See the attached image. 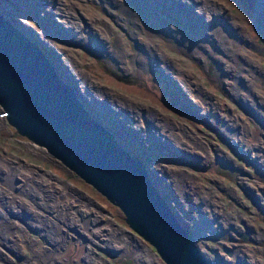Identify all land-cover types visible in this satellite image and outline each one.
Listing matches in <instances>:
<instances>
[{
  "label": "rangeland",
  "instance_id": "374dc122",
  "mask_svg": "<svg viewBox=\"0 0 264 264\" xmlns=\"http://www.w3.org/2000/svg\"><path fill=\"white\" fill-rule=\"evenodd\" d=\"M0 6L75 73L95 115L147 163L216 264H264V0ZM3 110L0 264H167L128 229L118 205Z\"/></svg>",
  "mask_w": 264,
  "mask_h": 264
},
{
  "label": "water",
  "instance_id": "95a60500",
  "mask_svg": "<svg viewBox=\"0 0 264 264\" xmlns=\"http://www.w3.org/2000/svg\"><path fill=\"white\" fill-rule=\"evenodd\" d=\"M44 46L0 6L1 114L118 205L128 229L164 262L216 264L161 193L147 163L95 115Z\"/></svg>",
  "mask_w": 264,
  "mask_h": 264
},
{
  "label": "bare ground",
  "instance_id": "6f19581e",
  "mask_svg": "<svg viewBox=\"0 0 264 264\" xmlns=\"http://www.w3.org/2000/svg\"><path fill=\"white\" fill-rule=\"evenodd\" d=\"M47 1V0H46ZM54 1V0H53ZM61 1V0H60ZM104 1H107V2H110L111 4H112V1L113 2H115V0H102V4H103V6H104ZM6 2V1H5ZM21 2V1H20ZM28 2V1H27ZM54 3V2H53ZM26 4V3H25ZM62 3H60V5H61ZM27 5V4H26ZM58 5H59V3H58ZM57 5V6H58ZM25 6V5H24ZM28 7V6H27ZM60 8V7H59ZM127 8V7H126ZM58 9V8H57ZM128 9V11L132 14V20L133 21H135V16H136V11L133 9V8H130V7H128L127 8ZM64 10H65V8H64ZM50 11V10H49ZM55 11V10H54ZM58 13V12H57ZM51 15V14H50ZM119 17V16H118ZM154 18L155 17H157V18H159V16H157L156 14L153 16ZM230 17H232L231 15H230ZM59 20V19H58ZM167 22L169 23V21L167 20ZM170 24V23H169ZM51 25V24H50ZM171 25V24H170ZM25 26V25H24ZM166 26H168V28H169V25L168 24H166ZM26 27V26H25ZM27 29H29L28 27H26ZM235 29H237V28H235ZM73 30V29H72ZM238 30V34H239V36L240 37H243V36H245L246 35V33H244V29L243 28H241V30H239V29H237ZM68 31V30H67ZM71 31V30H70ZM69 31V32H70ZM97 32V31H96ZM103 32V31H102ZM85 40H87V39H85ZM84 40V41H85ZM77 41V40H76ZM236 45V44H235ZM56 47V46H55ZM149 47H150V52H151V50H153L154 51V49L149 45ZM60 48V47H59ZM241 50V49H240ZM124 50L122 49V47H121V53L123 52ZM120 51H116V54H118ZM234 52V51H233ZM236 52L238 53L239 51L236 49ZM59 53V52H58ZM115 54V55H116ZM242 54V53H241ZM65 56H67V55H65ZM245 56V55H244ZM247 57V56H246ZM160 58V57H159ZM66 59V58H65ZM69 59V58H68ZM138 59H142V57L141 56H139L138 57ZM64 60V59H63ZM162 60H164L163 58H162ZM246 61H248L249 62V65L251 66L250 68H252V67H257V62L258 61H255V60H253L252 58H247V60ZM69 62H70V60H69ZM69 62H67V63H69ZM71 62H73L74 63V65L76 66V63H75V61L74 60H71ZM74 67V66H73ZM244 67V66H243ZM255 67V68H256ZM244 68H246V67H244ZM71 69V68H70ZM76 70V69H75ZM74 75H75V73H74ZM74 75L72 74V73H70V71L68 72V77L70 78V80L72 81V83L73 82H75V84H76V78L74 77ZM80 81V80H79ZM254 83L252 82L251 83V85H253ZM77 85V84H76ZM79 88V87H78ZM101 89H102V87H101ZM181 91V90H180ZM79 92L81 93L82 91L79 89ZM101 95V94H100ZM108 97V96H107ZM111 100V99H110ZM116 100V99H115ZM88 102V101H87ZM89 103V102H88ZM93 109V108H92ZM93 111L95 112V110L93 109ZM131 116H133V115H131ZM129 118V117H128ZM127 121V120H126ZM136 121V120H135ZM166 124V123H165ZM107 125H108V123H107ZM159 125V124H158ZM109 126V125H108ZM111 126H113V125H111ZM111 126H109L110 128H111ZM156 126V125H155ZM114 127V126H113ZM115 128V127H114ZM121 128V127H120ZM156 128V127H155ZM119 130V129H118ZM124 133V132H123ZM171 133V132H170ZM116 134V133H115ZM117 135V134H116ZM138 136V135H137ZM133 138V137H132ZM125 139V138H124ZM177 141V140H176ZM140 143V142H139ZM127 144V143H126ZM132 144V143H131ZM141 145V144H140ZM175 147V146H174ZM139 149V148H138ZM151 153V152H150ZM150 158V157H149ZM260 163V162H259ZM261 164H263V163H260L259 165L261 166ZM263 167V166H262ZM154 173V172H153ZM152 173V174H153ZM29 176V175H28ZM12 177H14V176H12ZM155 179V178H154ZM18 187V186H17ZM18 189V188H17ZM80 201V200H79ZM86 202V201H85ZM82 203V202H81ZM78 204H79V202H78ZM81 205V204H80ZM222 214V213H221ZM224 216H226V215H224ZM244 225H245V223H244ZM252 228H253V226H252ZM242 238L243 239H245L246 240V238H244V234H243V236H242ZM148 246H149V244H148ZM150 247V246H149ZM149 249V248H148ZM150 249H151V251L153 252V255H154V248H152V247H150ZM224 249L225 250H227V252L229 253V249H227L226 247H224ZM151 251H148L149 252V255L150 256H152V252ZM218 252H220L221 253V251H218ZM156 254V253H155ZM230 255L232 254V253H229ZM157 255V254H156ZM158 257H160L159 255H157ZM54 260V259H53ZM161 261H163V260H161Z\"/></svg>",
  "mask_w": 264,
  "mask_h": 264
},
{
  "label": "crops",
  "instance_id": "0c3cea01",
  "mask_svg": "<svg viewBox=\"0 0 264 264\" xmlns=\"http://www.w3.org/2000/svg\"><path fill=\"white\" fill-rule=\"evenodd\" d=\"M245 240V239H244Z\"/></svg>",
  "mask_w": 264,
  "mask_h": 264
}]
</instances>
